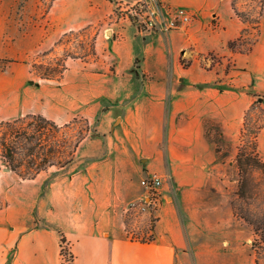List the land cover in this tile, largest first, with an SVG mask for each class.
<instances>
[{
	"label": "crops",
	"instance_id": "0c3cea01",
	"mask_svg": "<svg viewBox=\"0 0 264 264\" xmlns=\"http://www.w3.org/2000/svg\"><path fill=\"white\" fill-rule=\"evenodd\" d=\"M137 1L52 0L46 18L59 24L41 47L70 29L104 22L95 33L97 57L67 61L62 79L69 94L58 119L62 123L77 116L89 120L91 131L75 156L93 159L112 175L113 168L121 174V167L146 164V174L162 175L168 189L172 187L170 192H159L152 238L130 239L112 213L99 205L95 191L82 192L85 204L90 195L93 201L76 210L74 220H54L49 197L53 180L41 193L45 180L41 174L51 167L35 178L22 179L3 164L0 264H61L59 231L73 253L71 264H177L189 245L185 206L195 201L199 189L221 184L228 166L235 169L245 111L255 100L264 106V97H258L264 94V6L258 38L249 52H243L227 46L245 27L231 0H156L194 14L188 26L171 30H142L118 13V3ZM27 36L31 33L15 35L13 47L0 50V56H27L33 47H16ZM209 53L218 58L211 66L202 62ZM181 58L190 64L184 66ZM15 67L10 62L4 75ZM5 77L0 75V112L5 93L14 90L12 117L20 116L25 111V87L20 82L16 88L6 85ZM9 77L12 80L13 75ZM204 118L221 126L229 142V159L219 161L206 136ZM2 119L6 116L0 113ZM92 134L96 137L91 139ZM257 150L264 161V127L257 135ZM107 195L111 201L113 180ZM229 213L233 216L231 209Z\"/></svg>",
	"mask_w": 264,
	"mask_h": 264
},
{
	"label": "rangeland",
	"instance_id": "374dc122",
	"mask_svg": "<svg viewBox=\"0 0 264 264\" xmlns=\"http://www.w3.org/2000/svg\"><path fill=\"white\" fill-rule=\"evenodd\" d=\"M51 2L52 0H0V50L3 49V52H7L8 47L12 48L11 44L16 40L15 35L25 36L29 33H31V36L18 41L16 47H33V50L23 58L0 57L12 59L17 65L14 69L10 68L8 72L6 71L4 80L6 85L13 84V88H16L18 82L24 85L26 91L23 100L26 105L22 115L41 112L50 118L57 117L55 119L57 123L63 124L58 117L65 110L64 105L69 94L65 80L63 82V79H41L30 71L31 61L40 60L44 62L53 58V53H44L48 52L62 35L41 47V41L48 42L47 37L59 24L58 21H51L46 18V12ZM234 4L235 8L248 18L245 25L247 26L246 31L244 32L245 40L242 44H237L238 48L243 49L247 46L248 40L253 38L255 32L253 19L257 8L256 0H234ZM115 15L116 12L113 16ZM103 24L104 22H98L85 26V30L81 32V35L77 33L80 28L73 29L74 33L56 47L55 54L64 53L67 46L78 47L82 40L88 42L91 36L101 29ZM75 50L76 48H73V51ZM87 59L91 61L95 58L88 57ZM217 60L218 58L215 55L214 58L207 55L202 62L209 66ZM0 75L5 76L3 71L0 72ZM11 75H13L12 80L9 77ZM63 86L66 87L63 88ZM5 94L6 104H4V110L0 113L5 115L6 119L15 118L16 116H12L16 114L15 100L13 99L16 93H14V90H10ZM9 101L13 103L10 104ZM77 117H80L77 122L67 129L69 133H76L78 129L85 127L84 116ZM263 117L264 106L259 102L248 112L246 117V139H249L252 130ZM207 128L212 137L217 136L219 138L214 123L209 122ZM95 137L94 134L90 135L91 139ZM239 142L240 138L237 146ZM89 143L90 141L86 142V145ZM218 143L221 147V152L218 154L219 161L229 159V142L224 138L219 139ZM3 164L5 163L0 157V168ZM234 166V170L229 166L227 167L221 184H209L199 189L195 201L185 206L183 220L189 245L187 250L181 252L182 261L177 264H254L255 254L251 247L254 235L253 229L239 216L234 215L233 212L232 216L229 212L230 209L232 211L231 202H234L237 205L241 204L247 207L253 214H260L264 212V202L251 200L250 203H245L244 200L237 197L238 171L236 162H234ZM113 169L114 174H109L106 171L107 167L95 164L91 158H81V154L76 153L74 162L66 168L52 166L48 171L42 173L41 176L45 177V180L41 193L47 190L50 181L53 180L54 182L49 190L53 219L62 220V218H67L74 220L76 216L73 214H76L79 208L87 206L90 201H93L91 200L92 195H90L91 199H87L88 204H85L82 192L84 190L95 191L98 194L99 205L103 208L106 207V210L112 213L115 221L125 229L130 239L150 240L152 238L150 230L156 219V205L148 202L150 191L141 184V180L153 173L146 174L149 167L139 162L136 166L121 167L123 170L121 174L116 173L118 168ZM112 180L114 195L110 201L107 195V187H109ZM163 190L172 191V187L168 189L165 180L159 187V192ZM3 204L4 201L0 197V208ZM103 217L109 218V215H103ZM239 224L241 227L238 228V231L233 230L234 227H239ZM64 247L66 253L60 255L61 264H69V254L72 252L67 244H64ZM259 264H264V251L259 257Z\"/></svg>",
	"mask_w": 264,
	"mask_h": 264
},
{
	"label": "trees",
	"instance_id": "16d2710c",
	"mask_svg": "<svg viewBox=\"0 0 264 264\" xmlns=\"http://www.w3.org/2000/svg\"><path fill=\"white\" fill-rule=\"evenodd\" d=\"M232 8L235 14L245 23L248 22L243 14H241L231 0ZM264 0H256V11L253 19V29L255 30L253 38L248 40L247 46L243 49L238 48L237 44L245 40V26L241 34L232 40H229L227 46L231 50H239L249 52L258 38L260 32V19L263 12ZM85 28H80L77 33ZM74 33L73 29L64 32L54 43L53 47L44 54L53 53V58L47 61L30 62V71L41 79L60 80L62 79L65 70L67 69L68 59H80L88 61V57L96 58L97 52L95 48V34L91 36L88 42L83 40L77 46H67L64 53L56 55L55 49L62 44L63 40ZM73 48H76L73 51ZM208 56L214 58L213 53ZM207 56H205L206 58ZM12 61L9 58L0 57V72L4 71L7 65ZM184 66H188L190 61H185L181 58ZM211 66V65H210ZM228 70V68H227ZM258 97H264L258 95ZM259 103L255 100L250 107L245 111L243 125L240 131V142L237 146L235 162L238 171L237 179V197L250 203L259 200L264 202V161L260 158L257 150V135L264 127V117L252 130L249 139L246 135V117L248 112ZM80 117H74L71 121L58 124L55 120L43 115L42 113H25L15 118L0 120V157L5 165L9 167L22 179L35 178L40 172L47 170L52 166L64 168L72 163L75 152L81 141L91 131V125L87 118H83L85 127L78 129L76 133H69V129ZM205 133L207 138L213 142L217 154L221 152V147L218 143L219 139H224V134L221 126L210 118H204ZM209 122L214 123L217 135L211 136L207 125ZM231 208L234 215L239 216L246 221L253 229V239L251 247L254 251V264H259V257L264 251V212L252 213L247 207L241 204L231 202ZM60 232V255L66 253L64 249L65 237ZM70 263L73 260V253H70Z\"/></svg>",
	"mask_w": 264,
	"mask_h": 264
},
{
	"label": "built area",
	"instance_id": "2783aa9c",
	"mask_svg": "<svg viewBox=\"0 0 264 264\" xmlns=\"http://www.w3.org/2000/svg\"><path fill=\"white\" fill-rule=\"evenodd\" d=\"M118 13L142 30H171L188 26L194 14L179 6L156 0H139L135 3H118ZM162 176L155 173L144 177L141 184L150 191L148 202L157 205Z\"/></svg>",
	"mask_w": 264,
	"mask_h": 264
}]
</instances>
